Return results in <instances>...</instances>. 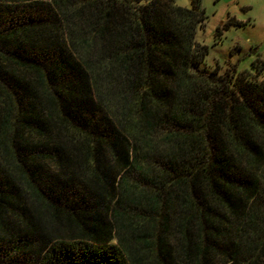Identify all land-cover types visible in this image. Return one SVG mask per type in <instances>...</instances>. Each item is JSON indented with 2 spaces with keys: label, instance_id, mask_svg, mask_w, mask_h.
<instances>
[{
  "label": "trees",
  "instance_id": "16d2710c",
  "mask_svg": "<svg viewBox=\"0 0 264 264\" xmlns=\"http://www.w3.org/2000/svg\"><path fill=\"white\" fill-rule=\"evenodd\" d=\"M196 13L0 0V264H143L91 216L119 174L116 216L138 218L155 257L170 230L184 255L261 264L264 60L253 75L199 68ZM51 219L78 236L54 235Z\"/></svg>",
  "mask_w": 264,
  "mask_h": 264
},
{
  "label": "rangeland",
  "instance_id": "374dc122",
  "mask_svg": "<svg viewBox=\"0 0 264 264\" xmlns=\"http://www.w3.org/2000/svg\"><path fill=\"white\" fill-rule=\"evenodd\" d=\"M172 2L174 6L196 11V14L202 11V24L198 22L192 27V38L195 41L193 52L198 51L197 54H199L202 46L205 47L202 60L198 63L199 68L216 69L218 75L234 70L247 71L253 75L258 70L259 60H264V0H172ZM259 75L264 78V67ZM55 171L53 164L45 165L43 168L44 176ZM113 186L115 195L108 202L107 210L103 206L99 207L91 214L94 220H90L94 222L97 220L95 224L103 229L104 233L106 232L104 223L110 224L112 232L109 236L103 234V239L108 237L109 243L120 247L129 260V251L133 250L139 257H143V264H227L226 259L216 252L209 253L204 260L194 257L192 253L186 255L180 253L176 239L170 230L165 235L160 254L155 257L157 252L155 245L151 244L147 251L139 242L138 235L145 233L146 229L144 225L138 223V218L132 216L128 219L116 216L115 203L121 188L120 174L116 176ZM104 203L107 204L106 201ZM136 206L139 208L142 203H136ZM135 210L136 213L139 212L138 209ZM171 213L169 211V214ZM102 220L105 222L103 223ZM53 222L52 219L48 221L49 226ZM54 224L51 226V232L54 235L78 236L76 235L77 227L68 230L59 222ZM84 238L89 242H97L89 234ZM151 242L153 243L152 240ZM13 257L21 258L19 254ZM131 264L134 263L131 262ZM261 264H264V255Z\"/></svg>",
  "mask_w": 264,
  "mask_h": 264
}]
</instances>
